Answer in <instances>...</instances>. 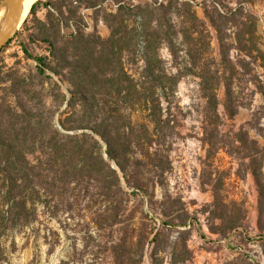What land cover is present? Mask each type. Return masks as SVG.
Segmentation results:
<instances>
[{
    "label": "rangeland",
    "instance_id": "1",
    "mask_svg": "<svg viewBox=\"0 0 264 264\" xmlns=\"http://www.w3.org/2000/svg\"><path fill=\"white\" fill-rule=\"evenodd\" d=\"M56 1L40 0L34 16H30L28 11L11 40L0 49V65L3 71L11 69L25 78L33 96L32 110L43 115L42 125H45L48 113L53 112V122L59 128L57 119L63 118L64 111L68 110L64 99L70 96V84L50 70H46L44 76H37L36 60L23 52L26 49L32 56H45L54 67L49 47L40 41V37H50L55 46L62 49L69 46L68 37L74 32L73 23L57 26L46 20L47 12L55 15V10L44 3L54 4ZM194 1L198 3L195 6L197 15L206 22L210 36L207 38L208 47L204 36L199 39L200 47L207 51L203 62L209 68H214L213 64L220 65L221 40L205 20L202 7L205 5L210 11L213 7L232 8L239 1L244 13L249 9L255 14V36H244L249 39L247 42L236 40L237 29L241 23H246L244 14L234 15L229 21L218 20L223 25L221 38L225 45L222 50L226 51L233 66V69L228 68L224 77L232 83V97L239 103L233 118L224 114L225 87L222 80L216 88V95L222 121L218 138L224 143L212 150L201 142L202 91L198 77L185 69L191 63L185 55L180 36L171 37L173 52L167 44L157 43L160 66L167 73L178 76L174 86L164 89L166 100L160 104L162 121L154 142H151L150 151L157 167H130L128 182L123 181L118 173V187L104 167L102 176L98 177L109 181L107 194L98 188H81L73 194V200L68 199L70 205L64 197L58 196H52L46 203L37 200L31 203L33 220L25 225H13L1 235L3 254L0 264H116L111 246L127 241L133 243L130 255L133 264H264V202L259 204L258 189L244 164L249 159L242 161L238 158L241 145L235 139L239 130L245 131L249 144L250 140H255L260 151L257 157L261 156L264 162V95L258 88L262 85L264 89V0ZM148 2L105 0L95 9L80 6L77 14L82 19L81 27L85 34L105 39L110 31L102 18L104 13L115 12L117 3H120L131 8L130 13L134 16L129 18L138 25L140 19L135 16L138 12L135 8ZM73 5L78 4L74 2ZM168 15L176 28L178 17L173 13ZM29 34L34 37L32 42L27 39ZM138 43L134 53H123L121 57L124 70L135 79L143 67L144 47L142 41ZM237 47H242V50ZM8 87L9 82L0 84V97H6ZM7 98L16 101L12 95ZM129 112L136 125L137 122L142 123L143 111L134 109ZM104 147L101 142L102 150ZM114 167L111 163L110 168ZM213 167L217 168L216 176L224 177L223 184L216 189L227 206L222 219L217 217L222 208L213 198V187L208 182ZM137 185L140 188H136ZM2 186L0 177V195ZM0 208L5 209V206ZM114 215L117 217L115 220ZM178 215L186 216L185 225L172 224ZM229 218L237 220L239 226L226 228Z\"/></svg>",
    "mask_w": 264,
    "mask_h": 264
},
{
    "label": "trees",
    "instance_id": "2",
    "mask_svg": "<svg viewBox=\"0 0 264 264\" xmlns=\"http://www.w3.org/2000/svg\"><path fill=\"white\" fill-rule=\"evenodd\" d=\"M104 1L57 0L54 4L44 3L55 10V15L47 12L46 20L50 25L54 23L59 26L60 23L67 22L74 25V32L70 33L69 46L66 48L56 47L48 36L40 37V41L49 47L54 67L47 57L32 56L23 49L27 57L36 60L37 76H44L45 71L50 70L55 75L64 77L70 84V96L64 99L68 110L64 111L63 118L57 119L59 128L53 122V112L48 113L46 123L42 125L43 115L32 110L33 96L25 78L11 69L3 71V66L0 65V84L9 82L8 90L5 89L6 97H0V177L3 182L0 206H5V209L0 208V237L11 226L25 225L33 220L34 209L30 204L36 200L46 203L52 196H58L64 197L70 205L68 199L73 200V194L81 188H98L107 194L110 191L109 181L98 177L102 176L104 167L111 173L116 187L119 185L118 173L123 181L130 180V167H157L150 151L151 142H154L153 138L162 121L160 104L162 100H166L164 89L174 86L178 76L167 73L160 66L156 44L165 43L173 52L172 36H180L185 55L191 63L185 69L199 79L204 102L201 142L212 150L224 143L218 138L222 121L220 102L216 95V88L222 80L225 87L224 114L233 118L239 103L232 97V83L224 77L228 68L233 69V66L231 67L226 51L222 50L225 45L221 38L223 25L218 20L229 21L234 15L244 14L246 23H241L237 29L236 40L246 41L249 39L244 36H255L256 19L253 11L247 9L244 13L242 2L239 1L232 8L219 6V9L213 7L210 11L205 5L202 7L205 20L221 40L220 65L213 64L214 68H209L203 62L207 51L200 47L199 39L204 36L207 42L210 36L205 27L206 22L197 15L196 1L149 0L143 6L135 8L138 11L135 16L140 19L138 25L129 18L134 16L130 13L131 8L117 3L115 12L104 13L102 17L109 28V35L105 39L95 35L89 37L83 32L82 19L77 10L80 6L95 9ZM74 2L78 5H73ZM39 3L40 0H36L30 6V16L35 15ZM170 13L178 17L179 24L176 28L171 23ZM27 39L32 42L34 37L29 34ZM139 41H142L144 47L143 67L135 79L124 70L121 57L123 53H134ZM208 45L209 42L205 46ZM240 48L242 50V47H237L239 50ZM256 51L263 56L259 49L256 48ZM54 85L58 87V84ZM258 88L264 95L262 85ZM9 95L16 98V101L8 99ZM134 109L144 112L143 121L137 122L138 125L133 122L129 112ZM78 130L80 132L77 133ZM235 139L241 145L238 147V158L242 161L249 159L244 163L245 168L253 177L258 189V201L262 205L264 162L261 156L257 157L260 151L255 140L248 143L245 131L239 130ZM101 142L105 145L103 150ZM111 163L115 166L113 169L110 168ZM216 172L217 168L213 167V173L208 175V182L213 187V198L222 208L217 217L222 219L227 206L221 201L216 189L221 187L224 177L220 174L216 176ZM136 188L140 187L137 185ZM182 216H176L175 223L172 224L185 225L187 219ZM115 218L117 219L116 215L114 220ZM227 224L228 229L239 226L237 220L230 218ZM132 246V241L114 243L111 246L116 264H133L130 260ZM2 254L0 245V259Z\"/></svg>",
    "mask_w": 264,
    "mask_h": 264
},
{
    "label": "water",
    "instance_id": "3",
    "mask_svg": "<svg viewBox=\"0 0 264 264\" xmlns=\"http://www.w3.org/2000/svg\"><path fill=\"white\" fill-rule=\"evenodd\" d=\"M5 2L7 7L0 27V49L15 34L23 6L22 0H0V8Z\"/></svg>",
    "mask_w": 264,
    "mask_h": 264
},
{
    "label": "bare ground",
    "instance_id": "4",
    "mask_svg": "<svg viewBox=\"0 0 264 264\" xmlns=\"http://www.w3.org/2000/svg\"><path fill=\"white\" fill-rule=\"evenodd\" d=\"M36 0H22L23 6L21 11V16L19 19V23L22 21V19L27 15L30 6L35 2ZM7 7V2L3 4V6L0 8V27L3 21L4 13Z\"/></svg>",
    "mask_w": 264,
    "mask_h": 264
}]
</instances>
